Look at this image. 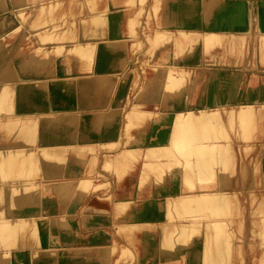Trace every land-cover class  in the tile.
Segmentation results:
<instances>
[{"label": "rangeland", "instance_id": "obj_1", "mask_svg": "<svg viewBox=\"0 0 264 264\" xmlns=\"http://www.w3.org/2000/svg\"><path fill=\"white\" fill-rule=\"evenodd\" d=\"M56 1L59 2V5L54 14L52 13L53 18L49 17L47 23L43 25V27L33 26L31 16L26 20L24 18L22 20V18L19 17V21L22 22L21 26L10 29L8 33L3 36L2 40L6 49H9L10 46L15 50L14 55L11 56L12 60L20 62H22V60L25 61V59H28V57L30 58V54L34 52L36 53V57L44 58V63H42L44 67L42 65V67L39 68L37 63H34L36 66L33 64V67L38 68L37 70L36 68L35 70L33 69L35 72L33 71L34 73L32 72L33 74L31 76L27 75L29 78L22 77L25 76L24 73L31 72L22 73L21 69L20 72L23 74L22 76L21 73L19 74L18 72L20 69L18 70V68L15 67L16 70L13 68V71L16 73L18 70L16 75L19 77L22 76L20 77L22 80L33 79L34 82L43 84L39 88H44L42 87L44 83L48 88L49 85L54 84L58 91L62 90V93L65 92V84L67 83L68 87L73 81L75 84L77 81H81V84L83 82L82 80H84L82 84L86 85L90 80L95 81V84L94 82L88 84L97 86L96 91L90 95L87 94L91 107L83 112L73 114V118H75L74 123L76 122L80 127H78V133L84 134L85 132L83 131L86 129V124H90L92 120L97 117L96 119L101 120V123L99 124L98 122L97 128L92 127L91 129H87V132H90L89 135L102 137L103 134H105L106 136H114L116 132H114L113 129L115 130V128L119 126V128L121 127V129H123L119 134H121L124 147L119 149L118 141H108L104 143L96 140L88 142L86 146L84 145L69 149L68 151L58 152L56 155L53 154L48 156L47 159L44 158L46 161L58 160L60 164L64 161V166L71 163L74 165L80 163L77 164L79 166L77 180H81V182L79 181L74 184L76 187L70 184L71 186L69 189H72L71 195L68 192L69 189H67L69 195L66 190L62 195H51V197L55 195L53 198L58 196L57 199L64 197L63 200H65V202H67V199L69 200L68 204L62 199L60 200L65 203V207L59 212L61 215L63 214L62 217H60L61 215L58 213L61 219L57 221L60 225L55 229L57 231L55 232L57 233L56 240L58 241V245L55 248L56 251L52 254L46 253L49 247L48 232L50 231L48 229L49 222H47L45 228H34L31 232L34 230H37V232L34 231V234L31 233V238H29V235L28 238L26 236L27 239H39L40 245L38 247L34 245V243H30V251H27V249L24 251L26 254H23L16 260H13L10 256H6L3 264H33L35 262L33 259H37L40 262L42 260L46 262V264H102V258L105 259L104 261L107 264H159L161 245L163 243H171L173 246H177V240L179 239H187L186 245L189 246V250L193 248L201 249L202 254L208 259L210 256H215L217 253V243H213L211 239H213V241L221 238L223 239L227 234L231 236L232 239H228V243L226 242V246H228L230 250V261L227 264H264V257L262 258L264 255L262 251L263 245L261 244L263 242L262 240H264L262 239V237L264 238V145H262L264 144V106L261 108L260 106L258 107L251 104V102L253 103V101L257 99H252V97L256 96L255 94L257 91L264 89V0H188L194 5L202 6L205 11V14L199 17L197 25L192 27L185 25V23H183L184 21L180 22L178 20H174L173 23L170 22L172 23L170 26L164 23L166 22L165 15L167 10L171 8L176 0H128L125 1L123 8H121V3L120 5H115L113 0H89L90 3H93L91 5L87 3L88 0ZM98 1V6L101 5V8L106 4L108 5L106 10L104 7V11H102L103 16L107 17L106 21L111 18L110 22L108 21V23H105L106 25L102 26L95 25L91 20V17L97 12L94 10V6ZM127 2L128 5H126ZM37 3L41 4L43 2L37 1L34 5L28 4V7H31L29 10H32L35 14L36 12L34 11ZM12 6H16L14 0H9L6 5H3L4 8L2 9H7L6 11L9 12L13 8ZM109 6L114 9H109ZM90 8L93 10H90ZM206 8H208L210 13L206 12ZM175 14L173 15L175 16L173 19H176L178 16V14ZM221 19L229 25L228 28L205 27V21L217 22ZM114 23L120 25L122 34H116L117 37L114 35H95L96 30L99 28H102L101 30L108 33L109 28H111ZM50 28L52 39L56 38L52 41H45L42 43L39 33H43ZM62 31L65 33L63 34ZM35 32L38 33L35 34ZM163 32L167 33L163 35L165 37L162 38L160 34ZM26 33L30 34L28 35ZM183 33L194 36V40L197 41L193 45L197 50L194 59L183 57L182 55L185 52H181L179 47L175 46V38ZM37 36L39 38H37ZM151 38L152 40L158 38L155 39V42H152L154 45L149 42L152 41ZM80 39L85 42H91L88 46L84 45L87 48L85 52L84 46L82 47L83 50L77 47L79 46L77 43ZM93 42L96 43H94L95 45L92 47L91 45ZM75 44H77V46ZM55 45H61V49L59 48L54 51L53 46ZM62 46L64 47L63 50ZM76 47L78 52L75 50ZM37 48L39 50L36 52ZM48 50L50 51L48 54L49 57L42 56L44 52L46 53ZM74 51L76 53H80L81 51L83 54H80V56L82 57L84 55L85 57L83 56L81 60L79 54H76ZM162 52H168L174 56V62L182 66V70L188 72L185 80L175 85L177 87L182 84L185 86L186 84V88L188 89L186 96H189L191 81L197 78L199 79L195 89L196 95L192 98L193 102L191 105L194 106L199 97L202 101L206 96V92L212 93V95L218 98L219 103L226 105L225 108L219 110L218 113L220 115L218 114L217 116V113L215 114L218 118L216 120L218 121H216L214 125V118L216 116H213L214 120H212L214 122L212 121V125H209L210 127L207 126L209 127V138L207 140L203 139L205 144L214 143L221 146L227 145L231 150V153L227 155L229 157L228 163L222 165L226 166L225 171H227L225 173L226 185L222 187L223 189L216 187L221 183L220 178H210L207 176L211 175L209 172L203 174L200 170L195 168L191 172L185 173L187 167L192 164V160L196 165H199L202 161L218 156V149L215 150V148H210L209 151H203L202 155H194V135L197 134V128L195 126H193V128L191 127V130L183 128V130L187 129L188 134L181 142L184 146L182 150L188 153V158H190L189 162L184 160L183 156L178 152L175 156L180 160V163L173 164L167 157L161 155V152L155 153L159 150H154V154H152V151L151 153L147 151L149 144H166L168 134L174 129H179L178 127H180L183 121L176 118L174 119L173 115H170L171 112L175 110L172 109L171 105L175 102L176 97L174 95V89L176 87L174 85L172 87H168V85L164 86L161 84L162 82L158 83L155 79L157 74H163V71H165L163 66L157 61L158 54L159 56L164 54ZM101 53L103 57L100 56ZM104 55L108 58L104 57ZM87 59L88 62L86 61ZM84 60L87 62L86 65L88 66H86V70H82V68L85 67ZM210 60L215 61V63L206 65V61ZM198 62H201L204 67L201 68L199 65L200 63L197 64ZM104 63L106 64L104 65ZM31 65H29V67ZM27 67L28 65L26 67L25 65L22 66L23 70ZM18 79L19 78H17V80ZM74 83L73 86L75 88L72 87L73 89H71L69 86L68 89L76 93L77 91L75 90L81 87L82 84L80 85L78 83L79 87L77 88L78 85ZM162 87L163 89L160 90ZM45 88L43 90L49 93L51 89ZM17 90L20 91L22 89L19 88ZM45 92L42 93L45 94ZM68 92L69 90L65 93ZM73 92L68 95L69 97L66 94L68 98L61 97L65 95V93L58 95L62 98V102H75L77 94L75 95ZM242 96L244 97L243 99H241ZM247 96L248 99H245ZM65 99L66 101H64ZM11 101H13V99L7 100L6 102L8 104L13 103ZM242 102L245 104H242ZM10 106L8 105L7 107H9V109L13 108ZM191 107H189V109L193 110L204 108L201 105L196 108ZM242 108L244 109L242 110ZM247 108H249V111ZM9 109H7V111ZM245 111H248V115ZM8 112H10V110ZM244 113H246V116H243ZM189 114L193 115V113ZM241 114L246 119L252 118L251 122L247 124L244 123L245 118H243ZM251 115L253 116L250 117ZM241 117L243 120L240 119ZM52 120L50 124L55 123L54 119ZM81 121L83 124L80 123ZM84 121H87L85 122L86 124H84ZM185 121L186 120H184V122ZM184 122L181 124L182 126ZM112 125L114 126L112 127ZM39 126L40 125H37V128ZM133 130H137L139 136V138H137V144L142 146L130 147L132 140L131 132H133ZM5 132L6 131L1 132L6 136L4 137V141H6L8 137V134ZM161 134L163 137H161ZM166 134L167 136L164 138ZM204 135L207 136L206 134ZM145 136L147 141L145 140ZM221 146L220 149H222ZM103 151L105 153L110 152L107 153L110 156L111 154L117 155H112L113 159L116 158V160H112V165L111 163L107 165V158L101 154ZM218 151L220 152L221 150ZM75 156L78 157L75 158ZM49 157L50 159L48 160ZM73 157L77 160L76 162ZM61 158H64V160H60ZM218 159L220 158L218 157L216 160ZM78 160L80 162H78ZM145 161H150V165L146 174H143V163ZM244 162H246L247 165ZM105 163L106 169L108 170L104 167ZM218 166L219 163L213 161L207 171L218 169ZM255 166L258 169V174H260L258 177H254L252 173L250 175V171L256 168ZM108 167L111 169L109 170ZM191 167L193 166H190V168ZM249 169L251 170L249 171ZM184 176L186 179L184 182L177 183L174 181L177 177H181V180H184ZM82 178L91 182L85 184ZM137 181L139 188L138 192L140 194L145 188L151 189V191L156 194L162 191L166 194L162 213H158L155 210L137 213L141 218L146 215L148 216L149 213L156 215L154 219L155 224L152 225L151 231H148V234L151 232V238H149V235V237L143 235L149 238L151 243H154V248L146 238L140 239L139 237L134 239L132 237L133 242H129L131 238L129 239V236L126 238V235L130 234L132 236L130 227L128 228L130 231H127V229L125 230L127 231L125 232V234H127H124L126 239L122 237L118 226L106 227L104 233L111 239H88L89 237H93V235L96 236L97 231L94 232L88 229V225L91 224L92 221H84L86 216L84 212H93L98 208L99 202L103 206L100 207V209H107V212L108 210L112 211V208L115 209L113 204L115 200L119 198L122 200L131 198L130 193L133 194ZM88 184H90V186H87ZM248 184H250L251 187L246 189ZM84 185L85 187H83ZM200 185L209 186L208 190L214 193L221 194L220 190H223L225 193L228 192L230 195L222 192V197L227 196V199L230 198V201L233 202V206L231 207V203L229 202V207L228 205L226 206L227 208L224 207L227 211L223 212V215L220 212L215 213V216L217 215V217H215L213 213V216L211 215L212 210H210L213 206L210 205L211 207L207 209L209 207H207V205L209 204H204L206 205L204 206L202 203V205L197 203V201L200 202V198H196V203L193 199H185L181 202L178 201V203H167L169 197L170 200L173 201L178 198L184 190L188 188L191 189L192 187H195L196 190ZM86 186L87 189H84ZM233 187L238 188L239 191H235L234 193L231 192L230 189ZM214 190H216V192ZM99 193L100 195H104H101L102 197L99 198ZM64 194L67 196L65 197ZM140 194L137 197L139 201L143 198V195ZM216 197H214V199H216ZM1 198L2 195H0V199ZM162 198L163 197L157 195L154 197V200L158 199L157 201H160L159 204H161ZM201 198L202 200L204 199V197ZM88 201L90 204L85 209L84 205ZM139 205L141 209L145 204L139 203ZM198 206L202 208L199 209ZM195 210H200V212H196ZM219 213L221 215L218 217ZM117 216H119V214ZM63 217L65 218V222ZM127 223H129V220L121 224L127 225ZM219 223L221 224L220 226ZM116 231L119 237V239L116 240L121 243V247L112 245V243H115L114 236ZM127 239L129 240L127 241ZM205 239H209L208 241L211 242L207 243L208 241L206 242ZM229 243L230 245H228ZM106 244H111V246H109L108 251H105L106 254H104L100 251L103 248L107 249ZM100 253L103 254H101L102 258ZM43 258H46L45 261ZM261 258L263 260H261Z\"/></svg>", "mask_w": 264, "mask_h": 264}, {"label": "bare ground", "instance_id": "obj_2", "mask_svg": "<svg viewBox=\"0 0 264 264\" xmlns=\"http://www.w3.org/2000/svg\"><path fill=\"white\" fill-rule=\"evenodd\" d=\"M8 1L9 0H1L0 9L4 8L3 5H6ZM37 1L38 2L40 1L43 3H41V4L37 3V6H35V11H34V12H36V14H35V13H33L32 10H29V9H31V7H28V4L34 5V4H36ZM88 1H87V3L89 4L90 1L89 2ZM113 1H114L115 5H117V4L120 5V3H121V5H122V3L124 5L125 1H128V0H117V1L113 0ZM14 3L16 6L15 7L12 6L13 8L11 9V11L8 12V11H6L7 9L6 10H4V9L0 10V195H2V198L0 199V264H3L6 256H10L13 260L19 259L23 254H26V252H24V251H26L27 249H28L27 251H30V248H31L30 243H34V245H37V247H38L40 245L39 239H27L28 235H29V238H31L30 237L31 233H33L34 231L37 232V230H34L33 232H31V231L34 228H38V229L42 228V227L45 228L47 222H49L48 223V225H49L48 229L50 231L48 232L49 233L48 234V236H49V240H48L49 241V244H48L49 247H48L46 253L52 254V253H54V251H56L55 248L58 245V241L56 240V233L55 232H57V231L55 229L57 228V226L60 225L59 222H57V221L59 219H61L60 217L63 216V214L61 215L59 212L61 210H63V208L65 207V203L68 204V201H69L67 199L69 196L66 198L67 202H65V200H63L64 197L63 198L61 197V199L65 203L63 201H60L61 199H57V197L60 194L62 195L63 192L65 193V190L67 192L68 191L67 189H69V187L71 186L70 184H73V186H74V184L78 183L79 181L81 182V180H77L78 179L77 174L79 173V166L77 164H80V163H77L74 165L71 162H70L71 164H69V161H68L69 165L64 166L63 165L64 161L60 164V162H58V160L57 161L56 160H54V161L49 160L50 159V157H49L48 158L49 161H46V160H44V158L47 159L48 156H51L53 154L56 155V154H58V152L68 151L69 149H72V148L74 149V148L81 147L84 145L86 146V144L90 141L99 140V136H90L89 135L90 132H87V129H91L92 127H96L98 125V122H99V124L101 123V120L96 119L97 117L94 118V120H92V122L90 121L91 122L90 124L85 123L89 120L84 121V124H86L87 126L86 127L84 126L86 129H84L85 131H83V129H82V131L85 133L79 134L78 130L80 127H79V125H77L76 122L74 123L75 118H73L74 113L83 112V111H85L91 107L90 102H89L90 101L89 96L87 94L90 95L94 91H96L97 86L93 85V84H91V85H88V84L92 83V82H94V84H95L96 83L95 81H92V80H90L91 82L88 81L89 82V83H87L88 86L86 84H82L84 82V80H82L83 82L81 83L84 86H82L80 84L81 81H79V82L75 81L77 85H78V83L81 85V87H79V85L77 86V88L78 87L79 88L75 90V91H77L76 93L73 92V90L70 91V89H68L69 86L71 87V89H73L72 87H74L73 86L74 81L71 83L72 86L69 85L68 87H67L68 83L67 84L64 83L66 85L65 88L67 90H69L70 93L69 92L65 93V92H67V90L65 89L64 90L65 95H62L61 97H66V94L68 96L71 94V92H73V93H75V95L76 94L77 95H76L75 102H62V98L59 95L64 94V93H62V90H60V89L59 90L61 92L58 91V89L55 88L54 84H53L54 86L49 85V88H48V86L45 85V83H44V86H42L44 88L46 87L48 89H51L49 91V93L46 90L47 93L49 94L48 95L45 92V90H43L44 88H39L43 84L34 82L33 79L22 80L20 78L23 76L22 73L31 72V73H24L25 76L22 77V78H24V77L29 78L28 76L29 75L31 76L35 72L34 71L35 68L37 70L38 67L39 68L42 67V65H43L42 63H44V58L43 57L42 58L36 57L35 56L36 53L34 52L33 54H30L31 55L30 58L28 57V59H25V61L22 60V62H20V61L12 60L11 56L14 55L15 50H14V48H12L10 46H9V49L8 48L6 49L5 44L2 40L3 36L6 33H8V31L10 29H15V28H18V26L19 27L21 26L22 22L19 21V17H21L22 20H23V18L26 20L29 16H31L33 26L43 27V25H45L47 23V20L49 17L53 18V14H54L57 6L59 5V2H57L56 0H50V1H48V0H14ZM91 4H93V3H90V5ZM98 4H99V1L95 4V6L92 5V6H94V10L97 11L96 14H94L91 17L92 23H94L97 26L106 25L105 23H108V21L110 22L111 18L108 19V21H106L107 17L103 16L102 11H104V9L106 10V7L108 5L107 4L104 6L102 5L103 7L101 8V5L98 6ZM126 5H128V2ZM200 8H201V6H195L194 4H192L188 1L176 0L175 3L171 6V8L167 10L166 15H165V21L166 22H164V23L167 26H170L174 22V20H176V21L178 20L180 22L184 21L183 23H185V25L192 24V21L195 19V16L199 14ZM109 9H111V7ZM90 10H93V9L90 8ZM206 12H209L208 8H206ZM175 13L178 14V16L176 17V19H173V17H175L173 15ZM108 16H110V15H108ZM170 22H172V23H170ZM22 27H23V25H22ZM108 27H110V26H108ZM101 29L102 28L97 29L95 32V35H97V36L98 35L99 36L114 35L115 37H117L116 34L117 35H120V33L122 34V32L120 30V25L118 23L112 24V27L109 28L108 33L107 32L105 33V31H103ZM50 31H51V28L47 29L43 33H39L40 37L42 39V43H44L45 41H52L53 39L56 38L55 37L52 39ZM155 32H153V33H155ZM37 33L38 32H35V34H37ZM64 33L65 32H63V34ZM160 33H161V31H160ZM163 33L160 34V35H162V38L165 37L163 35H165L167 32H165L164 34ZM26 34H28V33H26ZM153 37H154V35H153ZM37 38H39V37L37 36ZM158 38H161V37H158ZM158 38H155V39H158ZM155 39H153L154 40L153 41L151 38L152 41H149V42L151 44H153L152 42H155ZM183 40H184L183 35H179L178 37L175 38V46H178L179 49L181 50V52H184V49H186V46L183 47ZM158 41H160V40H158ZM90 43L91 42H85V41L80 39L77 43L79 46H77V44H75V45L82 49V47L84 45L88 46ZM94 43H96V42L92 43V45H91L92 47L95 45ZM74 47H72V48H74ZM77 47L75 50H77ZM84 47H85L84 48V52H85V50L87 48H86V46H84ZM59 48L61 49V45L53 46L54 51L56 49H59ZM63 48L64 47L62 46V50H63ZM89 49H88V51H89ZM38 50L39 49L37 48L36 52ZM71 50H73V49H71ZM100 51H101V49H100ZM49 52H50L49 50L46 53L44 52V54L42 56L47 57ZM77 52H78V50H77ZM58 53H59V51H58ZM106 53H107V51H106ZM162 53H164V54H161L160 56L158 54L157 61L161 64V66H163L165 71H163L164 72L163 74H157L155 79L157 80L158 83L162 82L161 84H163L164 86H167V85H168V87H172L173 85L175 86L176 84L185 80V78L188 75V72L182 70L181 69L182 66L177 64V62H174L175 61V59L173 58L174 56H172L168 52H162ZM76 54H79L80 59L84 56V55L82 57L80 56V54L81 55L83 54V53H81V51H80V53H76ZM92 56H93V54H92ZM100 56H102V53ZM111 56H112V54H111ZM86 57H87V54H86ZM104 57H107V56L104 55ZM93 58H95V57H93ZM107 60H109V59H107ZM86 61L88 62V59ZM86 61L85 60L83 61L85 63V65H84L85 69L82 68V66H83V64H82V66H81L82 70H86V66H87ZM45 62H46V60H45ZM206 62H207L206 65H212V63H215V61H213V60L206 61ZM29 63H31L32 65ZM34 63H37L38 67H33ZM105 64L106 63H104V65ZM197 64H199V63H197ZM24 65H25V67L28 65V67H27L28 69L26 68L23 70L24 67L22 68V66H24ZM29 65H31L32 67L31 66L29 67ZM34 65L36 66V64H34ZM199 65L201 68L204 67V65L201 62ZM199 65H198V67H199ZM17 66H19V67H17ZM15 67L18 68V70L20 69L19 71L18 70L17 71L19 72V74L22 72L21 73L22 76L19 77L16 75L17 71H16V73L13 71V68H14V70H16ZM43 67H44V65H43ZM104 68H105V66H104ZM21 69H22V71H21ZM89 69H91V68H89ZM107 69H108V67H107ZM27 70H29V71H27ZM30 70H32V71H30ZM68 75H66V76H68ZM17 78H19L21 80H19V79L17 80ZM75 80H77V79H75ZM36 81H38V80H36ZM198 81H199L198 78L191 81V89L189 92V96H186V94L188 93V89L186 88L187 87L186 84H185V86H183L184 84L177 86V87L175 86L176 88L174 89V95L176 98H175L174 104L171 105L172 109H175V110H173V112H171L170 115H173L174 119L176 118V119L183 120L182 123L184 122V120H186V121L184 122L183 126L181 125L182 123L180 124V127H178L179 129H174V130H172V132H170L168 134V137L166 139V141H167L166 144H157V143L156 144H149L147 147L148 148L147 151H149L151 153V151L153 152L154 150H156V151L159 150L157 152H155V151L154 152L155 153L161 152V155L167 157L173 164L174 163H176V164L180 163L179 162L180 160L177 159V157L175 156V154L178 152L180 155L183 156L184 160L189 162L190 161V158H188L189 155L187 152H183L182 149L184 148V146L181 144V142L185 139L186 135L188 134L187 129L191 130V127L193 128V126H195L197 128V130H196L197 134L194 135V148H195L194 155H197V156L202 155L203 151H209L210 148H215V150L218 149L221 151L219 152L217 150L218 156L216 158H210L209 160L202 161L199 165H196L194 163V161L192 160V164L190 166H193V167L190 168V166H188L187 169L185 170V173H189L195 168L200 170L203 174L205 172H209V174L211 173V175H207V176H209L210 178H214V177L220 178L221 183H220V185H217L216 187L223 189L222 187H225V185H226V182H225V179H226L225 175L226 174L225 173L227 171H225L226 166H222V165H226L228 163L229 157L227 155H229L231 153V150L228 148L229 146H227V145L221 146V145L214 144V143L213 144L212 143L211 144H205L203 139L207 140L209 138L208 128L212 125V121L214 119H215L214 120L215 122L213 121L214 122L213 125L216 124V121H218L216 119H218L217 116L219 114L218 113L219 110H221L222 108H225L226 105L219 103L218 98H216L214 95H212V93H208V92H206V96L202 101H201V98L199 97V99L195 102L194 106L191 105L193 102L192 98L196 95L195 89H196ZM101 82H102V80H101ZM85 83H86V81H85ZM100 83H99V85H100ZM19 88L22 90H20V91L17 90ZM38 88L40 90L42 89L41 91L43 93L45 92V94H43ZM55 89H57V90H55ZM162 89H163V87L160 90H162ZM251 90H249V91H251ZM59 92H60V94H59ZM255 95L256 96L252 97V99L257 98L259 100L256 99V101H253V103L251 102V104H254L258 107L260 106L262 108V106H264L263 105L264 104V100H263L264 97H262V96H264V89L257 91V93ZM68 97H66V98H68ZM12 99H13V101H11V102H13V103L8 104L6 102L7 100H12ZM245 99H248V96L245 97ZM4 100H5L6 104L4 103ZM64 101H66V99ZM243 103L244 102H242V104ZM8 105L9 106L11 105L13 108L9 109V107H7ZM200 105L203 106L204 108L199 109V110L189 109V107H191V106L196 108L197 106H200ZM7 109H9L10 112H8L9 110L7 111ZM243 109L244 108H242V110ZM247 109L249 111V108H247ZM245 110H246V108H245ZM240 112H243V111H240ZM189 113H193V115H191ZM246 113H244L243 116H246ZM249 114H251V113H249ZM247 115H248V113H247ZM213 116H216V117L214 118ZM241 116H242V114H241ZM252 116L253 115H251L250 117H252ZM242 117L240 119H242ZM187 118H189V119H187ZM243 118H245V117H243ZM52 119H54L55 123L50 124L53 121ZM251 120H252V118L251 119L245 118L244 123L247 124V123L251 122ZM80 123L83 124L82 121ZM37 125H40V126L37 128ZM207 126H209V127H207ZM198 127L199 128L201 127L200 129H203V130H200ZM183 128H187V129L183 130ZM204 128H205V131H204ZM3 131H6L5 133L8 134L6 141H4L5 140L4 137H6V136H4L3 133H1ZM204 134H206L207 136H205ZM166 136H167V134L164 136V138H166ZM161 137H163L162 134H161ZM262 145H264V144H262ZM220 146L222 147V149H220ZM149 152H148V154L150 155ZM154 152L152 154H154ZM112 155L115 156L116 154H111V156L109 154L105 155V157L107 158V160H106L107 165H108V163H111V165H112V163H113L112 160H116V158L115 159L112 158L113 157ZM77 157L78 156H75V158H77ZM218 157L220 158V159H218L219 161L216 160ZM75 158H74V160L76 162L77 160ZM252 159H253V157H252ZM60 160H64V158L63 159L61 158ZM213 161L219 163V166H218L219 168L218 169L216 168L212 171H207L211 162H213ZM72 162H74V161H72ZM78 162H80V161L78 160ZM106 163L104 166L105 169H106ZM244 163L246 164V162H244ZM143 165H144L143 174H146L147 169L150 165V161H145L143 163ZM194 165H196V166H194ZM109 166H110V164H109ZM108 168H109V170L111 169L110 167H108ZM251 169H249V171ZM106 170H108V169H106ZM251 173L253 174L254 177H258L260 175V174H258L257 167L253 168L250 171V175H251ZM83 180H82V183L84 184ZM185 180H186L185 176H184V180H181V177H177L176 179H174V181L177 183H182ZM84 181H85V184L87 182H91V181H86V180H84ZM82 183H81V185H82ZM87 186H90V184H88ZM87 186L84 189H87ZM74 187H76V185ZM83 187H85V185ZM208 187L209 186L200 185L197 187L196 190H195V187H192L191 189L188 188L187 190H184L183 192H181V195H182V196L180 195L181 197L179 196L178 198H176L173 201H171L170 197H169L167 199V203H171V202L178 203V201L181 202L182 200L184 201L185 199L186 200L193 199L196 203V198H198V199L200 198L199 199L200 202L197 201V203L199 205L201 203L203 205L209 204V205H207V207L208 206L209 207L208 208L206 207L207 209H209L211 206H213V207H211L210 210H212L211 215L213 213L214 216H215V213L220 212L222 214L223 212H226L227 210H225V209L227 208L226 206L228 204L231 203V207L233 206V204H232L233 202L230 201L231 200L230 198L227 199V196L222 197V192H224L223 190H220L221 194L220 193H214V192L209 191ZM250 187H251L250 184H248V187L246 189H248ZM263 188H264V186H263ZM71 190L69 189V191H68L70 193V195L72 193ZM210 190H211V188H210ZM214 191L216 192V190H214ZM69 193H68V195H69ZM227 193L228 192H226L225 194H227ZM52 194H56L58 196L56 198H53L55 195L53 197H51ZM228 195H230V194L228 193ZM64 196H65V194H64ZM213 196L214 197L217 196L216 199H214ZM36 197H39V198H36ZM201 197H204V199L202 200ZM128 200H130V199H128ZM128 200H115L113 202L115 210L117 211L118 214L124 213L131 206V202ZM194 205H196V204H194ZM206 205H204V206H206ZM224 207H226V208H224ZM228 207H229V205H228ZM198 208L200 209L202 207L198 206ZM195 211L200 212V210L199 211L195 210ZM196 212H194V213H196ZM58 213L61 215L60 217H59ZM220 213H219L218 217L221 215ZM215 217H217V215ZM65 218H68V217H65ZM65 218H64V222H65ZM93 218H94L93 216L86 215L84 218V221L86 220L85 222H89V221H92ZM155 218H156V215L151 214V213H149L148 216L146 215L142 218H141V216H138L136 214L132 217V221H130L128 219L129 223H127V225L120 224L118 226L119 231L121 232L122 237L125 238V235L127 234V233L125 234V232H127L129 230L128 229L129 227L131 228L132 236L130 234L126 235V238H127V236H129L128 237L129 239L131 238V240L129 242H133L132 241L133 238L137 239L143 235L144 236H146V235L150 236L151 232H149L150 234H148V231H151L150 229L152 228V225L155 224V220H154ZM62 221H63V219H62ZM50 222H51V224H50ZM63 223H62V225H63ZM220 225L221 224L219 223V226ZM126 229H127V231H125ZM213 229H214V227H213ZM26 236H27V238H26ZM106 237H107V235H106ZM223 237H224V235H223ZM149 238H151V236ZM149 238H146V239L149 241ZM129 239H127V241ZM228 239L232 240L231 236H229L228 234L223 239L221 238V239L215 240V241H213V239H211V241L213 243H217L216 244L217 245V248H216L217 253L215 254V256H210L208 259H206L205 256L202 254L201 249L199 250L197 248H193L192 250H189V246L186 245L187 239L177 240V243H178L177 246H173L171 243H168V244L163 243L161 245V249H160L161 250L160 251L161 256L159 255L160 256L159 257V264H227L230 261V250L228 249V246H226V242ZM262 239H264V238L262 237ZM205 240L207 242L209 239L208 240L205 239ZM262 241H261L262 242L261 244L263 245L262 251L264 252V240H262ZM206 242H204V243H206ZM210 242L208 241L207 243H210ZM149 243L154 248V243H151L150 241H149ZM1 244H3V245H1ZM120 244L121 243L119 241H117L116 239H115V243L114 244L112 243V245H114L115 247L116 246L121 247ZM228 245H230V243ZM106 246H107V249L103 248L100 252H103L104 254H106L105 251L106 252L108 251L109 246H111V244H106ZM40 249H41V246H40ZM97 250H98V248H97ZM161 252H162V254H161ZM32 254H33V252H32ZM101 254L102 253H100V255ZM102 255H101V258H102ZM263 257H264V255L262 256V258ZM262 258H261V260H263ZM8 260H10V259H8ZM33 260H35V262L33 264H42L37 259H33ZM104 260L105 259L102 258L101 263L107 264V263H105Z\"/></svg>", "mask_w": 264, "mask_h": 264}, {"label": "crops", "instance_id": "obj_3", "mask_svg": "<svg viewBox=\"0 0 264 264\" xmlns=\"http://www.w3.org/2000/svg\"><path fill=\"white\" fill-rule=\"evenodd\" d=\"M185 1H188V0H185ZM228 1H230V0H228ZM195 6H197V5H195ZM123 7H124V5L122 4L121 8H123ZM113 9L114 8L111 7V10H113ZM204 14H205V11H204L203 7L201 6L199 14L195 16V19L192 21V24H188V26L192 27V26L197 25L199 17L203 16ZM125 24H127V23H125ZM204 24H205V27H208V28H223V27L224 28H228V26H229V25L226 24L225 21H223V19H221L220 21H217V22L205 21ZM121 29H122V27H121ZM180 35L184 36L183 47H185V46L189 47V48L184 49L185 53L182 56L183 57L185 56V58H188V59H194L197 50H196V48L193 45L197 41L194 40L195 39L194 36L188 35L187 33H183V34H180ZM198 63H200V62H198ZM243 98L244 97L242 96L241 99H243ZM113 126L114 125H112V127ZM116 128H115V130L113 129V131L116 132V134L114 136H106L105 134H103L102 137L99 136V141L100 142H104V143H106L108 141H110V142L111 141L112 142L118 141L119 142V149L124 147V144L122 143V140H121V138H122L121 134H119V133H121L123 131V129H121V127L119 128V126H118L117 129ZM131 138H132V140H131V146L130 147L142 146V145L137 144V138H139L137 130H135V131L133 130V132H131ZM145 140H146V136H145ZM107 153H110V152H107ZM107 153H105L103 151L101 154L103 156H105V154H107ZM230 190H231V192L239 191L238 188H234V187L231 188ZM138 191H139V188H138V181H137V184H136V187H135V189L133 191V194L130 193L131 198L125 199V200L130 199L128 201L131 202V206L123 214L119 213V216H117L118 213L113 208H112V211L108 210V212H107V209L106 210L100 209V207H103L100 202L98 203V208H96L93 212H88V213L84 212V215H89V216H93L94 217L92 219V223L88 225V229H90L92 231H97V235L96 236L93 235V237H89L88 239H111L109 236L106 237V234L104 233L106 231V227H111V226H116L117 227V226H119V224H121L122 222H124V221H126L128 219L130 221H132V217L134 215H136L137 213H143V212H146L148 210H155L158 213H162L163 212V210H164V197L166 196V194H164L162 189H161L162 192L159 193V194H156V193L152 192L151 189H149V188H145L144 191H142L141 194ZM139 194L143 195V198L140 199V201H139V198H137ZM101 195H104V194H101ZM101 195L99 193L98 197L99 198L102 197ZM157 195H159L160 197H163L161 199V204H159L160 201H157L158 199L154 200V197H156ZM167 195H169V194H167ZM118 200H122V199L119 198ZM152 202H154V203H152ZM139 203L140 204H145V205H143V207L140 209L139 208V206H140ZM89 204L90 203L88 201L84 205V208L86 209ZM116 232H115L114 239H119V237H118ZM56 236H57V233H56ZM141 238L145 239L144 236H140V239ZM95 241H97V240H95ZM45 259L46 258H43V260H45ZM41 263L42 264L43 263L46 264V262H43L42 260H41Z\"/></svg>", "mask_w": 264, "mask_h": 264}]
</instances>
